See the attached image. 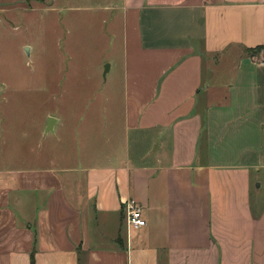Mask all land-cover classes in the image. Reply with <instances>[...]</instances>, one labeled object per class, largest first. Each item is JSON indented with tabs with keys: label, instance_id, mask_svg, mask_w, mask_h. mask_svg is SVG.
I'll use <instances>...</instances> for the list:
<instances>
[{
	"label": "crops",
	"instance_id": "obj_1",
	"mask_svg": "<svg viewBox=\"0 0 264 264\" xmlns=\"http://www.w3.org/2000/svg\"><path fill=\"white\" fill-rule=\"evenodd\" d=\"M113 11L120 100L47 115L30 161L0 153V264H264V0Z\"/></svg>",
	"mask_w": 264,
	"mask_h": 264
},
{
	"label": "rangeland",
	"instance_id": "obj_2",
	"mask_svg": "<svg viewBox=\"0 0 264 264\" xmlns=\"http://www.w3.org/2000/svg\"><path fill=\"white\" fill-rule=\"evenodd\" d=\"M118 1L0 0V153L8 163L30 161L47 115L67 117L70 127L85 98L99 96L100 110L105 97L122 96V22L112 21Z\"/></svg>",
	"mask_w": 264,
	"mask_h": 264
},
{
	"label": "built area",
	"instance_id": "obj_3",
	"mask_svg": "<svg viewBox=\"0 0 264 264\" xmlns=\"http://www.w3.org/2000/svg\"><path fill=\"white\" fill-rule=\"evenodd\" d=\"M127 223L133 228H142L146 225V219L138 206L133 200L129 201L127 206Z\"/></svg>",
	"mask_w": 264,
	"mask_h": 264
},
{
	"label": "water",
	"instance_id": "obj_4",
	"mask_svg": "<svg viewBox=\"0 0 264 264\" xmlns=\"http://www.w3.org/2000/svg\"><path fill=\"white\" fill-rule=\"evenodd\" d=\"M28 48L26 47V50H27ZM108 70V66L106 65V68H105V73H106V71ZM54 122H55V118H53V117H48V122H47V127H46V129H45V131H53V124H54Z\"/></svg>",
	"mask_w": 264,
	"mask_h": 264
},
{
	"label": "trees",
	"instance_id": "obj_5",
	"mask_svg": "<svg viewBox=\"0 0 264 264\" xmlns=\"http://www.w3.org/2000/svg\"><path fill=\"white\" fill-rule=\"evenodd\" d=\"M259 49H263L264 50V45L257 46V47L254 48V50H259ZM30 264H34L33 254L31 255Z\"/></svg>",
	"mask_w": 264,
	"mask_h": 264
}]
</instances>
